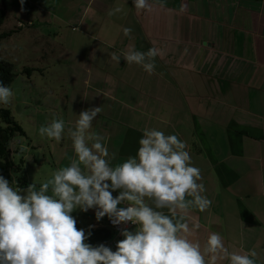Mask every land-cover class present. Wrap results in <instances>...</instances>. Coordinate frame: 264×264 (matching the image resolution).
Listing matches in <instances>:
<instances>
[{
    "label": "crops",
    "instance_id": "crops-1",
    "mask_svg": "<svg viewBox=\"0 0 264 264\" xmlns=\"http://www.w3.org/2000/svg\"><path fill=\"white\" fill-rule=\"evenodd\" d=\"M26 1L31 10L18 21L28 27L36 17L46 27L47 36L35 41L43 44L42 60L56 56L68 68L59 78L68 90L21 102L33 105L28 125L21 123L30 141L25 156L44 173L27 172L29 183L49 175L43 144L52 171L74 155L70 138L41 140L37 127L52 113L74 121L79 111L100 105L93 130L107 137L114 162L135 155L145 127L186 141L212 200L205 212L190 209V226L200 224L191 238L203 245L209 232H219L230 250L255 248L264 264V0H167L166 7L139 14L132 0ZM117 4L127 15L108 16ZM122 26L132 28L130 35ZM153 45L162 55L151 75L109 58L129 46L146 51ZM73 215L83 225L109 228L94 210Z\"/></svg>",
    "mask_w": 264,
    "mask_h": 264
},
{
    "label": "clouds",
    "instance_id": "clouds-1",
    "mask_svg": "<svg viewBox=\"0 0 264 264\" xmlns=\"http://www.w3.org/2000/svg\"><path fill=\"white\" fill-rule=\"evenodd\" d=\"M20 4L23 9L25 0ZM132 5L139 14L156 5L166 7L167 0H132ZM117 14L127 12L119 4L107 11L108 16ZM121 30L125 36L132 32L129 26ZM160 55L155 45L146 51L129 46L109 58L138 65L151 75ZM13 96V87L0 80V107L10 105ZM101 112L100 105L91 106L67 122L52 113L39 126L41 139L59 143L70 138L74 153L46 179L34 177L21 188L0 174V264H260L255 248L230 250L219 232H209L203 245L191 238L200 224L190 226V209L205 212L212 200L205 194L200 168L191 163L186 141L145 127L135 155L114 162L107 137L93 130ZM76 210H94L97 222L107 217L113 226L135 227L120 229L123 238L115 249L94 245L88 239L95 225H88L87 232L77 227Z\"/></svg>",
    "mask_w": 264,
    "mask_h": 264
},
{
    "label": "rangeland",
    "instance_id": "rangeland-1",
    "mask_svg": "<svg viewBox=\"0 0 264 264\" xmlns=\"http://www.w3.org/2000/svg\"><path fill=\"white\" fill-rule=\"evenodd\" d=\"M31 6L32 4H27L26 0L23 9L20 0H0V8L5 7L6 10V17L3 23L0 24V58L13 62L18 72L11 84L14 89V96L8 107L11 109L16 119L24 125H28V112L33 107L31 104L27 105V103H21L22 100H25L26 96L33 95L34 97H41L48 91L62 93L64 89L68 90V84L61 86L59 79L60 76L65 77V72L68 71V68H65L63 63L58 62L56 56L47 57L49 60H42L43 44H35V41H37L36 39L41 40L43 33L44 36H47V32L44 31L46 27L43 26V23L41 25L35 20L36 17H34L36 12L39 11L37 9L33 10L34 18L32 19V25H28V27L27 24H20L18 21L20 17L26 14L24 11L31 10ZM34 6H36V4ZM10 31H13L12 35H4V33ZM51 39L53 40L54 37L52 36ZM26 66L32 68L30 75L23 72ZM38 128L39 126L37 130ZM16 140H21L24 149H26L27 143L30 142L27 136L18 135L12 142L16 147L19 145L15 144ZM35 149L36 148L32 149V152L36 151ZM42 150L44 152L42 156L47 161L44 163L43 169L46 171V174H50L53 168L51 164L48 163L51 158L48 154L47 144H43ZM14 156L16 161H19L21 157H24V159L26 158V174L27 172L30 175L39 174L40 177L44 174L41 170H35L37 169L36 165L32 163L33 160L30 161L28 156H25V151L15 152ZM42 156H40V159L43 158ZM46 177L47 175H44V179ZM27 185H24L22 188H26Z\"/></svg>",
    "mask_w": 264,
    "mask_h": 264
},
{
    "label": "trees",
    "instance_id": "trees-1",
    "mask_svg": "<svg viewBox=\"0 0 264 264\" xmlns=\"http://www.w3.org/2000/svg\"><path fill=\"white\" fill-rule=\"evenodd\" d=\"M5 17V7L0 8V24L3 23ZM4 35H11V31L4 33ZM31 70V67L26 66L23 72L30 75ZM17 74L18 72L13 62L0 58V80L5 84L11 85ZM18 135H25L21 122L16 119L8 106L0 107V174H3L10 182L14 180L22 188L29 183V180L25 172V159L21 157L19 161H16L14 156L15 152H21V148L14 146L12 143ZM18 141L16 140L15 144ZM77 227L85 228L86 232L89 230L88 225H83L79 222H77ZM90 230L93 234L89 237L88 242L92 244L107 239L114 233L113 230L106 227L92 228Z\"/></svg>",
    "mask_w": 264,
    "mask_h": 264
},
{
    "label": "built area",
    "instance_id": "built-area-1",
    "mask_svg": "<svg viewBox=\"0 0 264 264\" xmlns=\"http://www.w3.org/2000/svg\"><path fill=\"white\" fill-rule=\"evenodd\" d=\"M129 226H131V224H129V225L113 226L109 222V228L114 231L113 235L111 237L107 238V239H104V240L99 241L96 244L105 243L106 245L111 246L113 249H115L116 241L119 240V239H122V236L120 234V229L122 227H129ZM96 244H94V245H96Z\"/></svg>",
    "mask_w": 264,
    "mask_h": 264
}]
</instances>
